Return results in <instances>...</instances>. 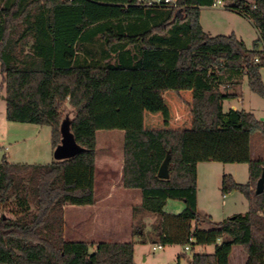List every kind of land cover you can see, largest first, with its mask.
Returning a JSON list of instances; mask_svg holds the SVG:
<instances>
[{"label": "trees", "instance_id": "1", "mask_svg": "<svg viewBox=\"0 0 264 264\" xmlns=\"http://www.w3.org/2000/svg\"><path fill=\"white\" fill-rule=\"evenodd\" d=\"M214 3L0 0L8 120L51 126L54 148L68 120L83 148L46 164L0 162V206L20 209L16 217L0 215V264H135L133 241H103L91 251L86 241L64 238V207L95 203L97 131L114 129L124 131V185L143 192L135 216H159L155 242L216 246L214 253H194L191 264H230L235 245L247 254L244 264H264V192H255L264 158L253 159L251 148L252 135H264V121L245 109H224L226 100L239 97L230 90L245 76L251 90L264 97V0L226 6L256 26L259 38L251 48L234 33L213 36L204 30L201 8ZM146 71L166 72L175 93L185 85L192 89L188 128L145 127ZM167 154L170 177L161 178ZM203 161L248 163V182L230 174L222 181L224 194L245 195L246 213L215 221L199 212ZM170 199L184 202L185 209L166 213ZM134 232L144 243L138 220Z\"/></svg>", "mask_w": 264, "mask_h": 264}, {"label": "rangeland", "instance_id": "2", "mask_svg": "<svg viewBox=\"0 0 264 264\" xmlns=\"http://www.w3.org/2000/svg\"><path fill=\"white\" fill-rule=\"evenodd\" d=\"M222 1V4L218 6L202 7L200 22L204 29L214 35L234 33L237 37L243 39L249 48L253 47L254 42L259 38V32L254 23L226 8V6L233 5L234 0ZM261 73L264 82V67ZM149 84L147 81L148 88ZM2 85L3 75L0 65V162L7 159L16 163L46 164L56 160L52 127L8 120L5 99L6 88ZM230 91H236L241 96L226 100L224 102L225 110L229 108L245 109L252 112L259 120L264 121V97L251 90L246 76L240 87L233 88ZM66 113L72 117L70 106H67ZM41 127H44L43 131H40ZM145 127L147 129L167 128L159 123L150 125L148 121ZM123 147V130H101L98 134L96 153L99 159L111 152L118 156ZM251 148L253 159L264 158V135L260 132L254 133L251 138ZM226 174L232 175L239 183H246L250 179L249 165L248 163L219 161H203L198 164V209L202 215H208L215 221H222L237 213H246L250 206L249 201L240 191L227 192V197H223L222 181L223 176ZM96 176L97 189H103L107 185L106 180L108 179L103 166L98 168ZM120 188L129 189L123 184ZM118 191L120 192V189ZM128 191L134 199L138 195L142 197L143 201V192L140 188ZM118 195L119 193H116L115 198ZM3 213L8 217H16L20 213V209L15 204L10 203L4 207L0 206V215ZM142 216L143 214L138 213V222L143 227L145 242L137 243L135 264H178L179 253H185V256L181 258V264H191L194 253L215 252V245H196L194 249L191 247L190 250H185V246L179 244L166 245L164 248L154 251V232L157 224H159V216L150 215L146 220ZM135 239L141 241L138 235L135 236ZM246 259L247 254L242 246L235 245L230 256V264H244Z\"/></svg>", "mask_w": 264, "mask_h": 264}, {"label": "crops", "instance_id": "3", "mask_svg": "<svg viewBox=\"0 0 264 264\" xmlns=\"http://www.w3.org/2000/svg\"><path fill=\"white\" fill-rule=\"evenodd\" d=\"M208 33L211 34V32ZM211 35L215 36L214 34ZM144 81L145 125L148 121L150 125L159 123L163 127H167L161 129L181 130L188 128L191 124L192 89L185 85L180 93L169 90L168 74L162 71H146L144 73ZM147 81L150 83L149 88L147 87ZM43 128L41 127L40 131H43ZM100 131H97V142ZM102 166L107 173V185L103 189H97L95 185V203L91 205L70 204L64 207V238L67 241H86L92 245L91 251H95L98 244L103 241H133L136 254L137 243L141 241L135 239L137 235L134 232V225L138 220V216H135L134 207L142 204V197L137 195L134 199L133 195L128 191L134 188H129L128 190L120 188L122 184L124 185V147L118 156L111 152L99 159L96 153V175L98 168ZM118 189H120V192ZM116 193H119L117 198L114 196ZM185 207L184 202L170 199L164 211L168 214H175L183 211ZM149 216L143 214L142 217L146 220ZM178 263L181 264V259L178 260Z\"/></svg>", "mask_w": 264, "mask_h": 264}, {"label": "water", "instance_id": "4", "mask_svg": "<svg viewBox=\"0 0 264 264\" xmlns=\"http://www.w3.org/2000/svg\"><path fill=\"white\" fill-rule=\"evenodd\" d=\"M61 133H62L61 143L56 147L55 152H54V156L56 160L72 158L83 150V148L76 142L70 130L68 120L63 122L62 127H61ZM169 163H170V154H167L165 160L162 162L159 168V171H158L159 177L161 178L170 177ZM255 192L256 194H261L264 192V169H263L261 177L257 181Z\"/></svg>", "mask_w": 264, "mask_h": 264}, {"label": "built area", "instance_id": "5", "mask_svg": "<svg viewBox=\"0 0 264 264\" xmlns=\"http://www.w3.org/2000/svg\"><path fill=\"white\" fill-rule=\"evenodd\" d=\"M138 1H141V2L144 1L145 4H147V5H155V4H160L162 2H165V3L173 2V0H138ZM222 2H223L222 0H215V3L213 6H218V5L222 4ZM223 197L226 198L227 194H224ZM192 240H193V237H190V241H192ZM162 248H164V245L161 242H155L153 244V250L154 251L162 249ZM190 249H191L190 244L185 246V250H190Z\"/></svg>", "mask_w": 264, "mask_h": 264}]
</instances>
